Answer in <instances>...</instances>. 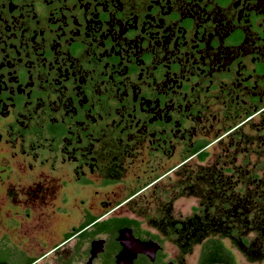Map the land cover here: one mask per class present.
<instances>
[{"label":"flooded vegetation","instance_id":"1","mask_svg":"<svg viewBox=\"0 0 264 264\" xmlns=\"http://www.w3.org/2000/svg\"><path fill=\"white\" fill-rule=\"evenodd\" d=\"M263 152L264 0H0V224L84 206L47 252L29 255L22 235L26 264L70 241L74 264H115L124 228L158 247L130 264H184L165 230L95 206L132 166L147 175L136 197L159 173L216 166L236 180Z\"/></svg>","mask_w":264,"mask_h":264},{"label":"trees","instance_id":"2","mask_svg":"<svg viewBox=\"0 0 264 264\" xmlns=\"http://www.w3.org/2000/svg\"><path fill=\"white\" fill-rule=\"evenodd\" d=\"M261 157L255 170L240 171L236 180L227 176L230 169L216 166L198 167L188 174L176 173L171 186L174 196L152 208L153 215L140 209L133 211L143 216L150 227L165 230L181 258L200 246L197 264H236L232 252L222 242L227 240L247 262H264V152ZM139 189L130 191L127 199ZM180 197L198 201L193 214L184 220L173 217V202ZM130 205L128 202L127 206ZM120 222L139 228L136 221ZM172 223L175 227H171Z\"/></svg>","mask_w":264,"mask_h":264},{"label":"rangeland","instance_id":"3","mask_svg":"<svg viewBox=\"0 0 264 264\" xmlns=\"http://www.w3.org/2000/svg\"><path fill=\"white\" fill-rule=\"evenodd\" d=\"M245 133H249L248 129L245 130ZM249 163H246V167L250 168L253 164L261 163L262 157L256 156H248ZM242 158H237L236 165L240 164V160ZM169 164V163H168ZM128 173L125 175L124 180L117 185H113L111 188V198L109 201L108 206H95L96 214H102L105 212H110V215H125L132 217L136 212L140 209L141 211H146V215H153L150 210L155 208L161 202L168 200L170 197L174 196V192L171 190V186L173 182L176 180V174L168 173L163 174L159 173L160 176L156 183V187H150L144 191H142L139 195H137L131 201V207L127 206L123 201L127 198L128 193L133 191L135 188H138L141 183L146 180L147 175H144L140 169L136 166H132L130 170L128 169ZM169 193V195L164 196V194ZM123 202V203H122ZM98 203V201H96ZM198 206L197 199L193 197H180L174 200L172 205L173 210V217L177 220H184L185 218L189 217L193 214V208ZM84 206H78L77 203L73 205L69 203V205H64L61 208L63 209V214H56L52 210L55 207H48L47 209L43 210L44 215H46L47 219H43V222L38 223L41 227L40 231H37L38 225L36 222L31 223L26 221H21V225L17 227H11V225L7 226L6 223L0 224V237L3 234H8L12 236V240H5L0 242V264H24L25 256L20 252L21 249L27 250L29 255L37 256L40 253L47 252L50 250L52 244L59 242L61 237L69 232L72 226H75L78 221L82 218V208ZM7 207H5L6 209ZM137 215V214H135ZM139 216V215H137ZM141 217V216H140ZM142 228L146 230H150L151 227L146 223V221H142ZM28 233L29 236H32L29 239V242L32 244H24L21 249L18 246L20 241L22 240L21 237L25 233ZM39 241V242H37ZM43 241L47 242V245H43ZM16 242L17 244H14ZM42 243L43 249L38 248L35 249L36 243ZM224 246L229 249L235 259L236 264H264V262L260 263H249L245 260V258L231 246L229 241L222 240ZM22 245V243L20 244ZM33 246L32 248L30 246ZM73 241L68 242L65 244L58 255L55 253L48 254L45 258L40 260L38 264H64L65 262H71L70 264H74L71 258H73V251L72 248ZM166 249L170 255H176L177 251L176 248L170 244H166ZM20 250H19V249ZM31 250V252H30ZM64 251V252H63ZM200 253V246H195L193 251L190 255L184 257V264H197L198 256ZM67 264V263H65Z\"/></svg>","mask_w":264,"mask_h":264},{"label":"water","instance_id":"4","mask_svg":"<svg viewBox=\"0 0 264 264\" xmlns=\"http://www.w3.org/2000/svg\"><path fill=\"white\" fill-rule=\"evenodd\" d=\"M118 242L122 246L121 252L116 256L115 264H130L135 258L136 254L145 253L151 255L157 250V246L151 242H140L134 239L131 230L124 228L118 231ZM102 251V241H95L92 243L90 251V260L93 259L97 253Z\"/></svg>","mask_w":264,"mask_h":264}]
</instances>
